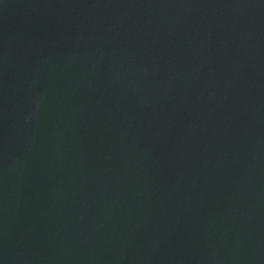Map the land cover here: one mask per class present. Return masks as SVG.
I'll use <instances>...</instances> for the list:
<instances>
[{
	"label": "water",
	"instance_id": "water-1",
	"mask_svg": "<svg viewBox=\"0 0 264 264\" xmlns=\"http://www.w3.org/2000/svg\"><path fill=\"white\" fill-rule=\"evenodd\" d=\"M0 264H264V0H0Z\"/></svg>",
	"mask_w": 264,
	"mask_h": 264
}]
</instances>
